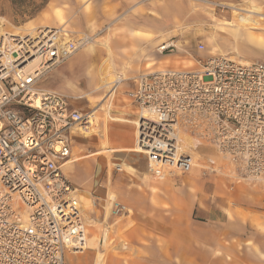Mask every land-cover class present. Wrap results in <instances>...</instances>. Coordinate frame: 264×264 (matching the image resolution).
<instances>
[{
  "label": "built area",
  "instance_id": "1",
  "mask_svg": "<svg viewBox=\"0 0 264 264\" xmlns=\"http://www.w3.org/2000/svg\"><path fill=\"white\" fill-rule=\"evenodd\" d=\"M9 36L6 46L0 41V264H66L65 254L85 251L88 235L78 189L64 172L70 133L89 135L96 110L73 108L68 95L38 82L94 36L61 27ZM196 47L204 49L201 42ZM156 50L186 52L174 37ZM192 59V68L138 73L126 93L136 108L135 150L146 156L148 173L199 167L231 187L264 181V60L223 53ZM203 146L221 162L206 160ZM122 168L114 164L116 172ZM105 201L114 223L129 211L115 195ZM97 204L92 194L91 205Z\"/></svg>",
  "mask_w": 264,
  "mask_h": 264
},
{
  "label": "crops",
  "instance_id": "2",
  "mask_svg": "<svg viewBox=\"0 0 264 264\" xmlns=\"http://www.w3.org/2000/svg\"><path fill=\"white\" fill-rule=\"evenodd\" d=\"M202 5L241 6L250 15L264 13V0H66V4L57 3L51 7L53 25L72 32L98 33L108 43L105 40L98 47L92 44L79 50L38 84L68 95L73 108L95 109V115L97 110H104L107 115L111 110L114 119L133 123L136 108L126 96L135 89L133 77L150 69L194 66V56L190 53L187 58L173 54L177 50L161 54L156 48L171 37L180 40L184 33L181 29L201 19ZM250 37L255 42H264ZM62 65L64 74L53 78L52 72ZM110 69L121 72L116 74L120 81L114 78L111 88L115 95L120 86L113 109H110L112 93H105L100 100L103 103L96 105L105 86L102 80L107 83L112 78ZM108 96H111L110 102ZM109 132L107 142L106 138L99 137L94 150L80 154L88 148L82 138L92 133L83 136L71 131V155L64 167L70 179L80 167L91 166L92 159L88 158L93 157L96 168L92 177L96 184L108 178L111 169L95 156L113 151L120 152L117 156L124 155L122 158L138 155L134 159L130 157L132 171L122 168L121 173L114 175L111 189L129 211L114 223L116 243L108 252L105 264H264V181L231 187L225 178L203 174L199 167L176 169L174 174L189 175L173 180L155 178L147 171L145 156L135 150L134 128L114 123L109 126ZM118 162L113 161V166ZM155 187L159 190L153 191ZM96 196L98 200L103 199ZM84 201L87 203L86 198ZM87 213L85 220L86 217L94 221L103 218V211L98 208ZM93 232L94 227L89 225L87 233ZM65 262L91 264L92 258L90 254L67 253ZM97 264H102L100 255Z\"/></svg>",
  "mask_w": 264,
  "mask_h": 264
},
{
  "label": "rangeland",
  "instance_id": "3",
  "mask_svg": "<svg viewBox=\"0 0 264 264\" xmlns=\"http://www.w3.org/2000/svg\"><path fill=\"white\" fill-rule=\"evenodd\" d=\"M57 3L66 4V0H0V41L4 38L3 45L6 46V43H7L6 38L10 37L9 35L12 33H19L20 35L34 36V35L39 34V31L46 27H57L53 25L52 17H51L52 16L51 7L56 6ZM201 7H202L200 8L201 9L200 10L201 19L197 21L196 23H193L192 25L194 26L189 24L187 25L186 28H182L181 30L182 31L184 30V33L182 32L183 36L182 38H180V40H177L178 46L183 48L186 52L177 50L173 54H178L180 56H186L188 58L190 57L188 55L189 53L194 57H206L208 55L215 54V53H223L230 57H233L235 59H240V60H252V59L264 60V44L261 45L255 42L254 40H252L250 37L252 36L253 38H255V40H258L261 38V40L264 41V30L262 29V27L264 28V15H263L264 13L263 12L259 11L258 15H250L247 9L240 8L241 10H239V12H236L235 10H237V7H235L234 11H230L229 9L219 10V9L213 8L212 6H208V5H202ZM243 7H248V6H243ZM241 18L245 19L246 25H253L254 23H256V25L259 26V28L258 29H239V30L235 29L233 30L232 28H229L227 25L222 24V22L224 21H231L234 25H241V22H239ZM255 19L257 22L255 21ZM191 29H195V30L192 32ZM194 32L196 33L195 35H197V37L195 38H194ZM74 33L77 34L81 32H74ZM192 33H193V36H192ZM93 36H94V40H96L97 43L96 42L93 43L91 41L89 44H87L81 49L87 48L89 45H92V44H94L93 46L98 47L101 43H104L106 40L104 39V37L100 38L99 37L100 35L98 33L93 34ZM106 42L108 43V40H106ZM198 42L203 43L204 45L203 50L197 49L196 45ZM159 57L160 55L156 53V58H159ZM64 69H65L64 65L58 67L55 72H52L51 76L53 78H56L58 77V75L59 76L63 75ZM49 72H47L46 74H48ZM117 73H121V72H119L118 69H110V75L112 78L111 80H109V86L102 87L99 93L101 97L96 102V105H99L102 102L100 100L105 93L107 94L112 93L114 95L113 93L114 91L113 92L111 91V87L114 83L113 80ZM45 75L41 77L40 81L44 78ZM119 87L120 86H118L117 91H115L114 97L111 94L112 99L110 103V109H113L114 107V104L117 98L116 94L118 93V89H120ZM111 96H108V99ZM81 100H82L81 102L84 105L87 104L85 101H83V99ZM105 103L106 101L104 102V104ZM96 115L97 116L95 117V127L93 128L91 132L92 133L91 136L87 138H82L85 140L88 148L85 151L84 150L81 151L80 154H86L88 150H94L95 147L97 146V143H98L97 141L99 140V137L106 138L105 142H107L110 136L109 126H111L114 123H121L123 125H128V126H131V128L133 129V123L125 121V120L114 119L112 117L113 114L111 110L109 111L110 116L105 114L104 110H97ZM199 150L205 155L206 160L210 159L213 162L215 161V163L217 162V164L221 162V159L216 155V153L214 152L212 148L203 146ZM118 153L120 152H115V151L105 152V153L98 154V156H95L98 158L101 164L106 165L109 171L111 169V175L109 173L108 178H105L104 181L102 182L100 181L96 184L94 183V180H93L94 178L92 177V173L94 174L96 164L93 162L94 160L93 157L88 158V160L92 159L91 166L85 165L83 168L80 167L75 172V176L70 177L73 184L77 186L78 188V193L80 196L82 210H83L84 215L88 214L87 211H90L96 208L103 211V218L99 220L94 221L93 219L86 217L87 218L86 223L88 222L87 228L89 225L92 228L94 227V232L92 235L91 234L87 235V248L85 249V251L83 253L76 254V255L90 254L92 258L91 264H95L97 262V257L99 254H101L102 256V264H105L108 252L113 249L116 243V238H115V233H114L116 224H114L113 218H109V206H108V202L105 201V195L107 192H108V195H115V197L117 198L114 190H112L111 188L114 185V181H113L114 175H116V173H121V172L120 171L116 172L114 170V166L112 162L120 161L122 162L123 171L124 169H127L128 171H132V169L129 167L131 166L130 164L132 161L130 160L131 159L130 157L133 158V157L138 156L135 154H131V155H128V157L122 158L121 156L124 157V155L119 154L117 156ZM141 155L145 156L143 153H141ZM123 159L126 160V162H128V164L125 162L128 165V168L125 167L126 164L124 163ZM83 160H86V159L83 158ZM77 162H80V161H77ZM67 169H69V167H67ZM184 175L188 176L189 174L172 173V174H163L161 175V177H157V176H153V177L155 178L165 177L166 179L173 180L177 178L178 176H184ZM217 176L221 177L220 175H217ZM175 186H177V184H175ZM160 189H163V188H160ZM152 190L158 191L159 188L155 187V188H152ZM92 193L94 195L96 194L98 196H102L103 198V199L99 198L98 200L99 203L96 206L91 205L90 200L92 199ZM83 198L87 199V203H85ZM116 221H119V219H117ZM104 229H106L105 231L107 233L106 235L108 238L103 243V246L99 247L98 238H99L101 231ZM91 240H92V243H90Z\"/></svg>",
  "mask_w": 264,
  "mask_h": 264
},
{
  "label": "bare ground",
  "instance_id": "4",
  "mask_svg": "<svg viewBox=\"0 0 264 264\" xmlns=\"http://www.w3.org/2000/svg\"><path fill=\"white\" fill-rule=\"evenodd\" d=\"M236 11V10H235ZM236 12H238V11H236ZM210 15H212V14H210ZM237 18H238V16H237ZM248 18V17H247ZM255 21H256V19H255ZM239 22H241V25H234L231 21H224V22H222V24H225V25H227L229 28H232L233 30H239V29H258L259 28V26H257L256 25V23H254L253 25H246L245 24V19L244 18H241L240 19V21ZM257 22V21H256ZM258 24V23H257ZM245 27V28H244ZM262 29L264 30V28L262 27ZM25 31V30H24ZM10 35H19V33H12V34H10ZM35 36V35H34ZM7 39V38H6ZM6 41V40H5ZM95 42H96V40H95ZM94 43V42H93ZM257 43H261V45L264 43V42H258L257 41ZM115 79H116V81H120V76L119 75H116L115 76ZM103 85H105V87L107 86H109V82L107 81V83H106V81H103ZM114 87V85H112V87L111 88H113ZM108 102H110L109 101V99H108ZM110 193V192H109ZM108 194V192L106 193V195ZM100 256H101V254H99ZM96 264H97V262H96Z\"/></svg>",
  "mask_w": 264,
  "mask_h": 264
}]
</instances>
